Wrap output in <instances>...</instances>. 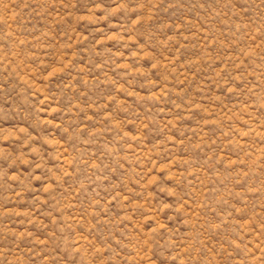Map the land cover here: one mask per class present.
Wrapping results in <instances>:
<instances>
[{
	"label": "rangeland",
	"instance_id": "obj_1",
	"mask_svg": "<svg viewBox=\"0 0 264 264\" xmlns=\"http://www.w3.org/2000/svg\"><path fill=\"white\" fill-rule=\"evenodd\" d=\"M0 264H264V0H0Z\"/></svg>",
	"mask_w": 264,
	"mask_h": 264
}]
</instances>
